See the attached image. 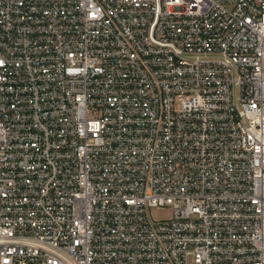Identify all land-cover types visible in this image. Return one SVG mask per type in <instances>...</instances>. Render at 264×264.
Instances as JSON below:
<instances>
[{
  "label": "built area",
  "instance_id": "obj_1",
  "mask_svg": "<svg viewBox=\"0 0 264 264\" xmlns=\"http://www.w3.org/2000/svg\"><path fill=\"white\" fill-rule=\"evenodd\" d=\"M0 264H264V0H0Z\"/></svg>",
  "mask_w": 264,
  "mask_h": 264
},
{
  "label": "rangeland",
  "instance_id": "obj_2",
  "mask_svg": "<svg viewBox=\"0 0 264 264\" xmlns=\"http://www.w3.org/2000/svg\"><path fill=\"white\" fill-rule=\"evenodd\" d=\"M150 214L156 221H167L173 218V209L172 207L153 208Z\"/></svg>",
  "mask_w": 264,
  "mask_h": 264
}]
</instances>
